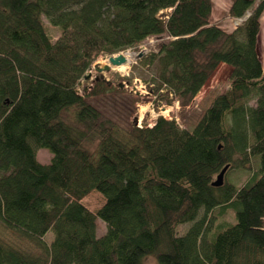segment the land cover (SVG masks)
I'll return each instance as SVG.
<instances>
[{
  "label": "trees",
  "instance_id": "trees-1",
  "mask_svg": "<svg viewBox=\"0 0 264 264\" xmlns=\"http://www.w3.org/2000/svg\"><path fill=\"white\" fill-rule=\"evenodd\" d=\"M229 3L243 20L226 32L211 0H0V227L39 250L0 236V264H264V0ZM157 36L144 87L158 103H188L230 70L190 130L161 116L124 130L88 102L131 84L85 80L95 62ZM235 168L251 170L239 188Z\"/></svg>",
  "mask_w": 264,
  "mask_h": 264
},
{
  "label": "rangeland",
  "instance_id": "rangeland-1",
  "mask_svg": "<svg viewBox=\"0 0 264 264\" xmlns=\"http://www.w3.org/2000/svg\"><path fill=\"white\" fill-rule=\"evenodd\" d=\"M221 10V9H220ZM216 16L213 13L212 20L216 19H229L226 11H216ZM225 22V21H221ZM215 24V21L212 22ZM233 20V27H235ZM231 31L229 29L226 32ZM164 36L150 37L144 40L137 50H127L121 54L129 53L132 58L125 59V67L123 69L118 66L110 67L109 71L97 73L95 65H108L107 57L99 59L95 62L86 74H91L87 81L94 78L103 77L105 80L110 81L115 74L123 76L131 81V84H125L127 92L123 94H106L93 99L88 102L97 108L105 118L112 120L116 125L124 130H128L131 124L136 126L153 124L155 119L159 116L168 120H175L177 125L182 129H192L200 119L203 112L207 109L213 97L222 89L227 87V78L229 75V68L227 66H219L213 76L204 85L201 91L188 103L175 102L171 106H167L164 102L158 103L153 96L148 95L147 88L144 87L145 83L150 81L156 75L155 65L147 64V56L156 52L157 43L162 40H167ZM258 52L263 59L264 65V15L262 16L260 33L258 36ZM141 53V57H139ZM159 106V107H158ZM91 151H95L96 143L87 144ZM40 163L46 164L51 159V154L46 149H40L36 155ZM251 176V170L243 168H235L229 170L227 179L231 180L236 188L242 186ZM83 202L92 210H95L101 203L100 194L92 192L87 195ZM219 209H215L213 215L216 221H221L223 217L231 219V212H226L223 217L218 215ZM97 236H102L106 231L105 224L97 219ZM188 228V225H182L179 232L182 233ZM0 236L9 243L19 246L34 254L39 253L36 246L27 240L16 237L13 233L4 231L0 227ZM53 238L52 233L49 232L46 236L47 240ZM142 264H159L152 256L143 258Z\"/></svg>",
  "mask_w": 264,
  "mask_h": 264
},
{
  "label": "water",
  "instance_id": "water-1",
  "mask_svg": "<svg viewBox=\"0 0 264 264\" xmlns=\"http://www.w3.org/2000/svg\"><path fill=\"white\" fill-rule=\"evenodd\" d=\"M141 55L142 54L139 53V57H141ZM107 61H108V65H105V64L100 65V66H96L95 65V71L97 73H102V72L109 71L110 70V67H112V66H118V65L124 63L125 62V58H124V56L121 53H119V54H115V55H111V56L107 57ZM90 77H91V74H86L84 76V79L87 80ZM98 78H96V79H98ZM227 169H228V166H225L219 172V174L215 177V180L212 183V185L214 187H220V186H222L223 181H224V174L227 171Z\"/></svg>",
  "mask_w": 264,
  "mask_h": 264
},
{
  "label": "crops",
  "instance_id": "crops-1",
  "mask_svg": "<svg viewBox=\"0 0 264 264\" xmlns=\"http://www.w3.org/2000/svg\"><path fill=\"white\" fill-rule=\"evenodd\" d=\"M212 2V14H211V22L215 21V24L218 25L219 27H221L224 31H226L227 29L229 30H233V19L228 18L227 20L224 19H216V20H212V15L213 13L216 14V11H226V15H227V11L229 8V0H211ZM221 9V10H220ZM264 15V14H263ZM221 21H225V22H221ZM262 21V19H261ZM225 66V65H222Z\"/></svg>",
  "mask_w": 264,
  "mask_h": 264
},
{
  "label": "bare ground",
  "instance_id": "bare-ground-1",
  "mask_svg": "<svg viewBox=\"0 0 264 264\" xmlns=\"http://www.w3.org/2000/svg\"><path fill=\"white\" fill-rule=\"evenodd\" d=\"M123 56H124L125 59H127V58H129V59L132 58V56H131L129 53L123 54ZM125 64H126V63L124 62V63L118 65V67L121 68V69H123V68L126 66Z\"/></svg>",
  "mask_w": 264,
  "mask_h": 264
},
{
  "label": "built area",
  "instance_id": "built-area-1",
  "mask_svg": "<svg viewBox=\"0 0 264 264\" xmlns=\"http://www.w3.org/2000/svg\"><path fill=\"white\" fill-rule=\"evenodd\" d=\"M243 19H236L235 20V25H238L242 22ZM153 124H149L148 126H152ZM138 126H141V125H138Z\"/></svg>",
  "mask_w": 264,
  "mask_h": 264
}]
</instances>
